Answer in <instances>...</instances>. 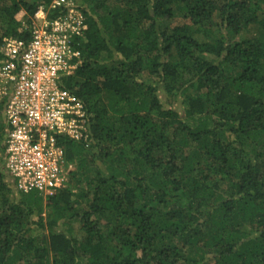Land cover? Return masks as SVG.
I'll use <instances>...</instances> for the list:
<instances>
[{
    "label": "trees",
    "instance_id": "obj_1",
    "mask_svg": "<svg viewBox=\"0 0 264 264\" xmlns=\"http://www.w3.org/2000/svg\"><path fill=\"white\" fill-rule=\"evenodd\" d=\"M70 1L87 138L57 137L69 184L20 190L0 102V264H264V0ZM51 2L0 0V49Z\"/></svg>",
    "mask_w": 264,
    "mask_h": 264
},
{
    "label": "built area",
    "instance_id": "obj_2",
    "mask_svg": "<svg viewBox=\"0 0 264 264\" xmlns=\"http://www.w3.org/2000/svg\"><path fill=\"white\" fill-rule=\"evenodd\" d=\"M62 5L67 12L51 19L49 9ZM84 29L83 16L72 1L52 0L35 13L29 41L3 40L0 100L8 97L6 168L20 190L36 189L46 196L65 187L57 137L87 138L83 104L59 86L79 65L72 41Z\"/></svg>",
    "mask_w": 264,
    "mask_h": 264
},
{
    "label": "rangeland",
    "instance_id": "obj_3",
    "mask_svg": "<svg viewBox=\"0 0 264 264\" xmlns=\"http://www.w3.org/2000/svg\"><path fill=\"white\" fill-rule=\"evenodd\" d=\"M66 1H69V0H66ZM181 21L182 20L179 19V18L175 19V21H173V22H168V26L170 28H172V26H174L175 24L181 23ZM0 34H1V30H0ZM3 100H0V102H2ZM63 157H64V155H62V165H63L64 173H65V176H66V181L68 180V184H69L70 172L74 169V163L67 162L65 157L64 158ZM61 228H62V230H70L71 234L73 236H75L76 238L80 239V240H83L84 237L86 236L84 230L82 229V223L80 221H78V220L77 221H72L70 224L64 225Z\"/></svg>",
    "mask_w": 264,
    "mask_h": 264
}]
</instances>
